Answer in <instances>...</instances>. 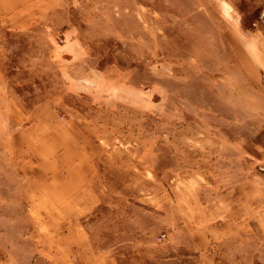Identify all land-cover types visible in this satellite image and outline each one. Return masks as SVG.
Segmentation results:
<instances>
[{
	"label": "rangeland",
	"instance_id": "374dc122",
	"mask_svg": "<svg viewBox=\"0 0 264 264\" xmlns=\"http://www.w3.org/2000/svg\"><path fill=\"white\" fill-rule=\"evenodd\" d=\"M0 1V264H264V0Z\"/></svg>",
	"mask_w": 264,
	"mask_h": 264
},
{
	"label": "crops",
	"instance_id": "0c3cea01",
	"mask_svg": "<svg viewBox=\"0 0 264 264\" xmlns=\"http://www.w3.org/2000/svg\"><path fill=\"white\" fill-rule=\"evenodd\" d=\"M1 2L4 3H12V8L10 10H19V9H23L24 7L33 4L35 2H38L39 0H0Z\"/></svg>",
	"mask_w": 264,
	"mask_h": 264
}]
</instances>
